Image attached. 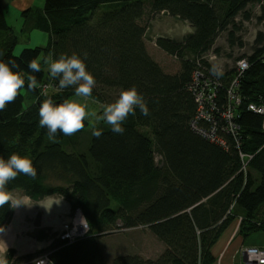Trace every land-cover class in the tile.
<instances>
[{
    "label": "trees",
    "instance_id": "1",
    "mask_svg": "<svg viewBox=\"0 0 264 264\" xmlns=\"http://www.w3.org/2000/svg\"><path fill=\"white\" fill-rule=\"evenodd\" d=\"M256 5L264 25V0H45L43 9L22 13V32L45 33L48 43L20 54H14L19 41L0 5V60L15 59L20 69L14 71L22 70L26 81L15 102L0 111V157L7 160L18 153L36 168L35 177L18 174L7 190L22 192L33 202L59 197L72 215L80 211L89 226L88 235L72 244L56 238L48 249L50 264H108L102 235L95 230L109 231L118 221L124 229L148 228L166 249L155 260L126 255L111 264H214L212 249L235 219H242L243 237L264 232L263 117L248 108L264 104L263 33L254 54L237 61L250 64L238 79L236 67L219 78L210 72L211 57L217 59L211 52L222 33L230 47L244 46L237 37L242 27L238 18L250 20L249 9ZM103 7L108 12L97 14ZM146 15L170 17L192 30L182 41L159 37L154 43L179 61L177 72L166 71L152 55L148 27L142 24ZM73 52L82 59L88 54L87 70L96 80L89 98L105 104L112 92L135 86L150 112L144 116L137 109L124 123L123 135L103 122V134L92 135L84 151L79 139L89 127L86 121L72 136L58 132L55 143L39 126L44 99L59 104L75 96L74 88H59L47 63ZM32 59L40 72L28 70ZM197 74L220 84L209 91L216 92L218 111L207 109L213 121L200 116L193 87ZM28 75L37 78L34 91L27 88ZM235 79L234 93L242 103L233 111L238 127L233 137L221 113L229 106L228 90ZM44 86H49L46 92ZM13 214L10 204L0 207V232ZM49 233L41 230L38 240L49 239ZM36 256L24 255L9 264H34Z\"/></svg>",
    "mask_w": 264,
    "mask_h": 264
},
{
    "label": "rangeland",
    "instance_id": "2",
    "mask_svg": "<svg viewBox=\"0 0 264 264\" xmlns=\"http://www.w3.org/2000/svg\"><path fill=\"white\" fill-rule=\"evenodd\" d=\"M249 11H252L250 20L246 21L243 20L242 17L238 18V22L241 23L242 27L237 37L242 40L244 46L230 47L227 41V34L222 33L211 52L217 56V59L211 61V65H220L223 69V73L234 70L239 59L252 56L254 54L253 49L258 35L260 33L264 35V25L258 20L260 14L259 7L256 5L251 7ZM105 12H108L107 7L101 8L97 14ZM6 15L8 24L12 25V28L14 27L18 31L22 25L21 18L23 19V17L16 15L10 10L7 11ZM142 24L148 27L147 42L154 58L166 71L170 73L177 72L180 67L179 61L175 57L163 52L155 46V44L159 37H167L182 41L188 33V24L170 17H148L147 15L143 19ZM22 31L19 32V35L14 31L20 42L15 48L14 54H20L23 49L39 46L38 41L33 44L28 37L26 38V36H29V33L25 34L22 33ZM189 32L191 31L189 30ZM216 50H219V53H216ZM47 63L50 65L52 61ZM119 93L120 92H112L109 101L106 103L115 102ZM26 96L25 104L29 105L31 102L30 97L28 95ZM71 99L78 100L81 104H86L88 112L96 111L98 114L102 113V105L104 104L96 102L89 97L74 96ZM85 121L89 124V127L81 133L79 139V150L81 151L86 149L88 140H90L92 136L91 124L89 120L86 119ZM102 123L103 122H99L97 127L99 128ZM159 160L160 158L157 157L156 161L159 162ZM12 194L15 197L23 199L25 203L14 208L15 213L13 214L11 222L5 230L0 232V254H4L6 251L9 263L18 257L28 254H37L34 261L40 257L45 258L46 255L51 253L48 251L50 245L63 231H65L66 226L73 222L75 214H71L68 204L59 197L47 198L41 202H33L22 192H14ZM113 207L116 208L117 204L113 203ZM241 222L242 219H235L213 247L216 253V261L214 264H238L240 262L238 253L243 247H248L245 243L251 236L243 237L239 234ZM45 229L50 231L49 234L51 237L45 241H39L37 238L39 232ZM110 229L109 231H105V229L95 230L96 236L102 235L99 237L100 246L108 264H111L115 258L126 255H136L145 260H155L166 249L146 227L124 229L123 224L118 221L117 224ZM235 231L236 235L229 239L227 232L233 233ZM59 239H61V237H59ZM239 241L243 243L238 244ZM10 251L15 252L11 253Z\"/></svg>",
    "mask_w": 264,
    "mask_h": 264
},
{
    "label": "clouds",
    "instance_id": "3",
    "mask_svg": "<svg viewBox=\"0 0 264 264\" xmlns=\"http://www.w3.org/2000/svg\"><path fill=\"white\" fill-rule=\"evenodd\" d=\"M87 52L83 53V59L75 52L71 55L61 54L49 67L50 76L58 80L59 88H74L75 97H90L96 85V80L92 73L87 70L85 60ZM27 68L31 73L41 71L40 64L35 60L27 61ZM20 65L15 59L7 62L0 60V111H4L6 106L15 102L19 92L25 87V78L22 77ZM210 72L219 78L223 75V69L218 64H213ZM27 88L36 90L38 86L35 75L27 76ZM144 116L150 114L148 102L135 86L121 90L115 102L102 105V113L96 111L88 112L87 105L81 104L78 100L67 98L56 104L51 97L44 99L39 107V126L47 129V138L55 143L57 133L64 136H72L84 129V121L87 119L91 124V134L99 138L103 133L97 127L99 122H104L111 126L115 134L123 135L124 123L129 116H135L136 110ZM18 174L35 177L36 168L32 160L27 156L12 153L6 160L0 157V207L10 204L16 208L24 204V200L15 197L7 190L10 181L16 179ZM87 226L86 221H82ZM0 264H9L6 256L0 254ZM34 264H45L43 259H38Z\"/></svg>",
    "mask_w": 264,
    "mask_h": 264
},
{
    "label": "built area",
    "instance_id": "4",
    "mask_svg": "<svg viewBox=\"0 0 264 264\" xmlns=\"http://www.w3.org/2000/svg\"><path fill=\"white\" fill-rule=\"evenodd\" d=\"M215 59L216 57H211V60ZM249 68L250 64L247 60L239 61L236 64V70L238 72L237 79L242 76L244 72H246ZM237 79H235V81L232 83L231 88L228 90L229 106L223 109V112L221 113V118L228 125V128L226 130H228V132L231 133L233 137H236L238 135V127L233 120V111L235 109V106L237 107L242 103L240 97H238V95L234 93L235 87L238 86ZM193 87L196 92V100L199 104V113L201 118H204L208 121H213V118L207 115V109L209 108L211 112H215L216 110L218 111V109L216 108L217 104L215 102L216 92L210 93L209 91L213 88L215 90H218V88H220V84L217 82H213L211 79H204L202 75L197 74L195 75ZM48 88L49 86H44V92H46ZM248 108L250 111L263 117L264 132V104H251ZM213 134L214 131L211 132L210 135L212 136ZM249 159H252V157H249ZM245 167L246 166H244L243 169H245ZM82 221H85V219L82 213L80 211H77L75 213V219H73V222L69 223L66 226L65 231L60 234L59 237H61L62 241H65L67 244H72L79 239L85 238L89 233V226H85ZM50 254L45 256L46 259L42 257L38 259H43L45 261V264H50ZM238 256L240 257V262L238 264H264V249L262 248L251 246L243 247L238 253ZM38 259H36L35 261H37Z\"/></svg>",
    "mask_w": 264,
    "mask_h": 264
},
{
    "label": "crops",
    "instance_id": "5",
    "mask_svg": "<svg viewBox=\"0 0 264 264\" xmlns=\"http://www.w3.org/2000/svg\"><path fill=\"white\" fill-rule=\"evenodd\" d=\"M0 5L4 8L5 15H6L7 11L10 10L11 12L15 13L16 15L22 17V13H24L25 11H27L29 9H34V10L35 9H43L44 5H45V0H0ZM6 18H7V15H6ZM21 20H22V25L20 26V29L18 31L13 27L14 31L18 35L20 34L19 32L22 31V28H23L24 22H25L22 18H21ZM10 26H12V25H10ZM187 28H188L187 34L192 33V30L190 29V27L188 25H187ZM189 30L191 32H189ZM27 37L29 38V40H31V43H33V44L37 43V41L39 42V46H34L33 48L40 47V46H46L48 43V39H49L47 34L42 33L40 31H37V30L31 31L29 33V36H26V38ZM19 44H20V42H19ZM227 234L229 236V239H231L234 235H236V231L233 233L227 232ZM241 243H243V242H241V241L238 242V244H241ZM245 245L254 246V247L264 249V232L252 234L246 240ZM212 252H213V255L215 256L216 253L214 252V248H213Z\"/></svg>",
    "mask_w": 264,
    "mask_h": 264
}]
</instances>
